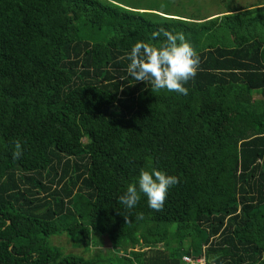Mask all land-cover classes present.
I'll return each mask as SVG.
<instances>
[{"label":"trees","instance_id":"1","mask_svg":"<svg viewBox=\"0 0 264 264\" xmlns=\"http://www.w3.org/2000/svg\"><path fill=\"white\" fill-rule=\"evenodd\" d=\"M175 1L0 0V264H264V4L181 17ZM161 27L199 53L188 95L127 72ZM149 167L179 183L162 211L127 208ZM60 236L97 249L63 255Z\"/></svg>","mask_w":264,"mask_h":264},{"label":"clouds","instance_id":"2","mask_svg":"<svg viewBox=\"0 0 264 264\" xmlns=\"http://www.w3.org/2000/svg\"><path fill=\"white\" fill-rule=\"evenodd\" d=\"M161 36L164 39L159 46L138 41L132 47L127 72L137 82H151L153 91L167 90L188 95L185 85L197 75L201 63L199 53L182 32L174 34L161 27L153 33L152 39ZM22 154V145L16 141L13 159H19ZM178 183L179 178L175 175H168L155 167L142 168L136 181L127 185L119 202L129 209L134 208L143 194L152 210L162 211L169 189ZM136 219L143 220L144 214H137ZM125 221L126 224L131 222L128 217ZM218 260V256H205L202 264H217Z\"/></svg>","mask_w":264,"mask_h":264},{"label":"rangeland","instance_id":"3","mask_svg":"<svg viewBox=\"0 0 264 264\" xmlns=\"http://www.w3.org/2000/svg\"><path fill=\"white\" fill-rule=\"evenodd\" d=\"M116 2H120L124 6L128 7H144L146 4H150V0H114ZM221 1V0H220ZM219 0H194L192 2L186 0H176L174 3V6L169 7L172 11L171 13L181 16V17H188L189 14L196 15L197 11L198 14L201 17H208L213 16L215 14H219L221 12H224V6L223 3H221ZM226 3H228L226 6L229 8H235L238 10L248 8L251 6H255L258 4H264V0H224ZM225 6V7H226ZM221 16V15H219ZM83 144L87 147V141L85 139L82 140ZM90 238L94 242H101L102 247H98L99 250H102L101 248L107 247L108 243L104 238H100L95 234H91ZM51 246L60 248L63 255L69 254L74 256H81L82 258H89L92 254L95 253V250L97 248L91 247L87 251H84L82 248L78 249H72L67 239L64 236L60 237H50L48 239ZM141 247H147L150 245H145L144 243H140ZM139 246V247H140ZM140 247V248H141ZM161 246H157L156 248H160ZM138 247L135 248V250L140 249Z\"/></svg>","mask_w":264,"mask_h":264},{"label":"built area","instance_id":"4","mask_svg":"<svg viewBox=\"0 0 264 264\" xmlns=\"http://www.w3.org/2000/svg\"><path fill=\"white\" fill-rule=\"evenodd\" d=\"M203 256L191 257V256H182L181 264H202Z\"/></svg>","mask_w":264,"mask_h":264}]
</instances>
